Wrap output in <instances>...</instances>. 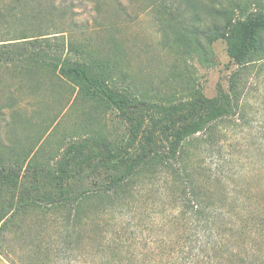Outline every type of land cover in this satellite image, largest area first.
Masks as SVG:
<instances>
[{"label":"rangeland","instance_id":"1","mask_svg":"<svg viewBox=\"0 0 264 264\" xmlns=\"http://www.w3.org/2000/svg\"><path fill=\"white\" fill-rule=\"evenodd\" d=\"M54 1L59 4L51 10L47 8L51 0H38L41 15H28L37 16L30 21L18 16L20 9H30L27 0L20 5L15 0H0V41H16L14 38L32 25L29 35L38 40L55 28L65 30L67 41L78 48L69 49L73 59L98 61L107 69L113 87L154 102L185 100L196 87L214 97L220 88L229 91L233 83L234 110L215 124L211 134L202 132L186 146V161L190 157L195 160L197 173L209 178L219 197L225 193L228 198H241L249 208L264 203V29L258 32L263 48L259 59L238 66L225 38L208 44L201 37L199 51L176 40L167 24L173 21L159 13L153 0ZM191 1L204 17L202 26L212 20L205 13L207 7H229L237 12L243 7L264 8V0ZM168 5L185 4L168 0ZM129 125L117 109L84 96L77 85L58 74L28 73L20 65L0 63V171L3 165L4 171H17L24 163L22 180L17 186H1L0 198H44L46 187L38 188L39 192L35 188L34 165L56 171L63 150L76 140H97L93 147L100 144L104 151L106 142L120 143L128 138ZM210 136L212 143H206ZM28 162L32 165L27 166ZM158 169L162 173L155 178L145 175L143 169L117 191L98 189L107 185L113 168L85 167L73 178V197L82 198L83 189L89 187L94 190L87 198L119 202L128 198L121 216L127 227L122 247L124 256H129L126 264H192L182 259L185 251L179 244L181 232L189 225L177 218L172 204L182 187L181 175ZM96 201L84 202L88 211L80 222L81 230L111 235L117 224L116 229L122 231L111 214L104 215L99 225L92 210ZM64 214L30 208L17 216L13 227L18 228L17 233L0 240V264H101L99 258L84 254L82 245L66 248L69 230L62 224ZM231 248H237L236 243ZM201 264L217 263L207 258Z\"/></svg>","mask_w":264,"mask_h":264},{"label":"trees","instance_id":"2","mask_svg":"<svg viewBox=\"0 0 264 264\" xmlns=\"http://www.w3.org/2000/svg\"><path fill=\"white\" fill-rule=\"evenodd\" d=\"M15 1L19 5L21 1L24 3V0ZM37 2L27 0L30 9H20L18 16L31 21L37 16L28 15H41ZM152 3L161 15L173 21L167 24L172 26L175 39L194 51L201 49V37L208 44L225 38L228 52L238 66L258 60V55L263 52L258 32L264 29V8L243 7L237 12L229 7H207L205 13L212 20L209 25L202 26L204 17L191 0H182L184 7H169L168 0H153ZM57 4L51 0L47 8L54 10ZM32 26L22 30V34L14 38L16 41H0V63L20 65L28 73L50 72L67 79L77 85L84 96L117 109L130 124L129 136L120 143L106 142L104 151H100V144H97L98 148L93 147L97 140L73 141L63 150L54 172L34 165L35 188L38 191L41 186L46 187L44 198H0V240L5 241L17 233L18 228L13 229L16 217L30 208L65 212L62 224L69 230L65 234L67 249L75 244L82 245L84 254L99 258L101 264H126L125 258L129 256H124L122 247L127 227L121 216L125 208L122 206L128 198H121L124 202L115 198H87L94 190L89 187L83 189L82 198H74L73 178L85 167H111L115 172L110 174L107 185H99L98 189L110 187L119 191L143 169L145 175L155 178L162 173L158 169L161 167L181 175L182 187L177 197L172 198V204L177 218L189 225L179 236L181 250L185 251L184 262L201 264L208 258L217 264H264V203L260 201L259 206L249 208L241 198H228L223 196L225 193L219 197V190L214 189L209 178L197 173L195 160L190 157L186 161L189 158L186 146L202 132L211 134L215 124L234 110L236 90L233 83L229 91L220 88L214 97H207L202 88L196 87L188 98L178 102L160 103L145 96L138 98L113 87L108 81L107 69L98 61L73 59L69 49L78 48L67 41L65 30L55 28L53 32L42 34L47 35L44 40H38L29 35ZM49 37H54L53 41ZM205 142L212 143V137L206 138ZM23 164L17 171H4L6 166L3 165L0 187L17 186L24 175ZM31 165L28 162L27 166ZM94 199L97 201L92 210L98 215L99 225L104 215L111 214L112 219H118L122 231L116 229L115 223L111 235L108 231L90 233L81 230L80 222L88 211L84 202ZM234 243L237 248L232 249Z\"/></svg>","mask_w":264,"mask_h":264}]
</instances>
